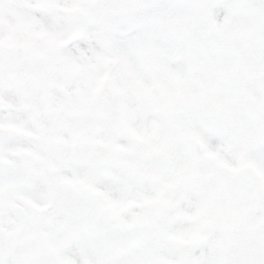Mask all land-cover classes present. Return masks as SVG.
Wrapping results in <instances>:
<instances>
[{
	"label": "snow or ice",
	"instance_id": "snow-or-ice-1",
	"mask_svg": "<svg viewBox=\"0 0 264 264\" xmlns=\"http://www.w3.org/2000/svg\"><path fill=\"white\" fill-rule=\"evenodd\" d=\"M0 264H264V0H0Z\"/></svg>",
	"mask_w": 264,
	"mask_h": 264
}]
</instances>
